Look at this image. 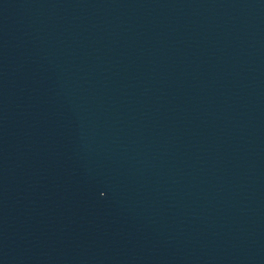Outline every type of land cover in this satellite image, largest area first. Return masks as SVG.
I'll return each mask as SVG.
<instances>
[{
  "label": "water",
  "instance_id": "obj_1",
  "mask_svg": "<svg viewBox=\"0 0 264 264\" xmlns=\"http://www.w3.org/2000/svg\"><path fill=\"white\" fill-rule=\"evenodd\" d=\"M0 264H264V0H0Z\"/></svg>",
  "mask_w": 264,
  "mask_h": 264
}]
</instances>
